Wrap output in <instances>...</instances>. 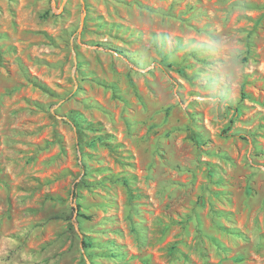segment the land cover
I'll list each match as a JSON object with an SVG mask.
<instances>
[{
	"label": "rangeland",
	"instance_id": "374dc122",
	"mask_svg": "<svg viewBox=\"0 0 264 264\" xmlns=\"http://www.w3.org/2000/svg\"><path fill=\"white\" fill-rule=\"evenodd\" d=\"M0 264H264V0H0Z\"/></svg>",
	"mask_w": 264,
	"mask_h": 264
}]
</instances>
